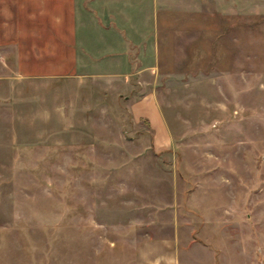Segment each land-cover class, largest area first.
I'll list each match as a JSON object with an SVG mask.
<instances>
[{
  "label": "rangeland",
  "instance_id": "374dc122",
  "mask_svg": "<svg viewBox=\"0 0 264 264\" xmlns=\"http://www.w3.org/2000/svg\"><path fill=\"white\" fill-rule=\"evenodd\" d=\"M157 32L133 94L0 67V264H264V0H161ZM149 90L164 147L129 112Z\"/></svg>",
  "mask_w": 264,
  "mask_h": 264
},
{
  "label": "crops",
  "instance_id": "0c3cea01",
  "mask_svg": "<svg viewBox=\"0 0 264 264\" xmlns=\"http://www.w3.org/2000/svg\"><path fill=\"white\" fill-rule=\"evenodd\" d=\"M160 3L0 0V51L4 52L0 54V67L10 66L13 72L4 78L6 83L15 78L48 77L53 83L75 84L80 76L124 77L133 94V74L126 72L127 64H157ZM141 72L136 71L139 75ZM2 79L0 75V83ZM128 99L132 118L144 119L150 126L153 147H164L161 140L168 139V131L155 95L149 90ZM140 255L137 264H175L173 251Z\"/></svg>",
  "mask_w": 264,
  "mask_h": 264
}]
</instances>
